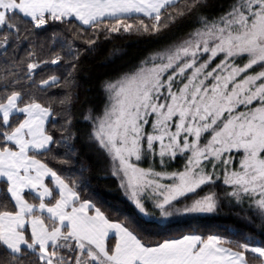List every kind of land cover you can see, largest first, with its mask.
Masks as SVG:
<instances>
[{"label": "snow or ice", "instance_id": "1", "mask_svg": "<svg viewBox=\"0 0 264 264\" xmlns=\"http://www.w3.org/2000/svg\"><path fill=\"white\" fill-rule=\"evenodd\" d=\"M215 7L0 0V264H264V0ZM124 35L154 46L78 118L82 57ZM80 123L133 213L93 187ZM225 206L243 227L168 230Z\"/></svg>", "mask_w": 264, "mask_h": 264}, {"label": "trees", "instance_id": "2", "mask_svg": "<svg viewBox=\"0 0 264 264\" xmlns=\"http://www.w3.org/2000/svg\"><path fill=\"white\" fill-rule=\"evenodd\" d=\"M213 2L216 5L214 11L219 12L221 10L219 6L224 5L227 7L231 0H213ZM153 46L152 41L136 35H124L116 40L101 41L96 49L85 54L82 57L80 72L78 74L80 81V103L76 106L78 118L79 113L84 111L85 101L96 105L97 108L103 103L104 92L101 89V83L106 76L113 75L128 63H134L138 58H142ZM114 48L119 49L118 54H113ZM54 70L49 69V71ZM78 127L81 130V136L76 142V147L79 149L81 162L90 169L88 174L93 177V187L101 194L108 205L125 215L133 213V205L123 194L122 189L119 188L117 179L109 174L108 161L96 153L87 142L86 132L88 125L80 123ZM173 167H177V165H173ZM237 211H239L238 208L229 209L225 206L218 216L177 220L169 225L168 230L175 233L187 231L190 226L194 227L197 223L205 225L217 222L243 227L244 221L234 215Z\"/></svg>", "mask_w": 264, "mask_h": 264}, {"label": "rangeland", "instance_id": "3", "mask_svg": "<svg viewBox=\"0 0 264 264\" xmlns=\"http://www.w3.org/2000/svg\"><path fill=\"white\" fill-rule=\"evenodd\" d=\"M127 198V197H126ZM130 202V201H129ZM131 203V202H130ZM132 204V203H131ZM185 219H190V218H183V219H180V220H185Z\"/></svg>", "mask_w": 264, "mask_h": 264}]
</instances>
